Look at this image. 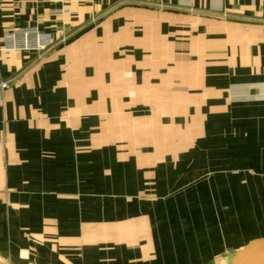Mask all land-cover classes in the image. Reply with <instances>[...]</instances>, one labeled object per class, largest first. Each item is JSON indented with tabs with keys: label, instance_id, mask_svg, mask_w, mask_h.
<instances>
[{
	"label": "crops",
	"instance_id": "1",
	"mask_svg": "<svg viewBox=\"0 0 264 264\" xmlns=\"http://www.w3.org/2000/svg\"><path fill=\"white\" fill-rule=\"evenodd\" d=\"M36 29L43 51L4 37ZM0 261L231 264L264 240V0H0Z\"/></svg>",
	"mask_w": 264,
	"mask_h": 264
},
{
	"label": "built area",
	"instance_id": "2",
	"mask_svg": "<svg viewBox=\"0 0 264 264\" xmlns=\"http://www.w3.org/2000/svg\"><path fill=\"white\" fill-rule=\"evenodd\" d=\"M7 47L15 51H43L51 45L49 36L39 33L36 29H21L7 33L4 37ZM5 83L0 89H6Z\"/></svg>",
	"mask_w": 264,
	"mask_h": 264
},
{
	"label": "water",
	"instance_id": "3",
	"mask_svg": "<svg viewBox=\"0 0 264 264\" xmlns=\"http://www.w3.org/2000/svg\"><path fill=\"white\" fill-rule=\"evenodd\" d=\"M232 264H264V240H254L248 243L237 253Z\"/></svg>",
	"mask_w": 264,
	"mask_h": 264
},
{
	"label": "rangeland",
	"instance_id": "4",
	"mask_svg": "<svg viewBox=\"0 0 264 264\" xmlns=\"http://www.w3.org/2000/svg\"><path fill=\"white\" fill-rule=\"evenodd\" d=\"M242 249H243V248H242ZM242 249H241V250H242ZM241 250H239L238 252H240ZM238 252H236L235 254H234L233 252L229 253L230 255H232V257H230V259L234 261ZM0 262H1V264H6V263L3 262V261H0Z\"/></svg>",
	"mask_w": 264,
	"mask_h": 264
},
{
	"label": "bare ground",
	"instance_id": "5",
	"mask_svg": "<svg viewBox=\"0 0 264 264\" xmlns=\"http://www.w3.org/2000/svg\"><path fill=\"white\" fill-rule=\"evenodd\" d=\"M233 263V260H231V264Z\"/></svg>",
	"mask_w": 264,
	"mask_h": 264
}]
</instances>
